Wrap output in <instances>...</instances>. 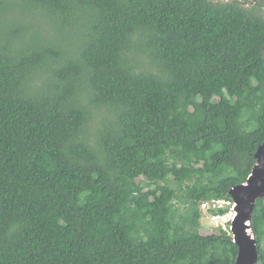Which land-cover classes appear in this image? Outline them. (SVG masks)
I'll return each instance as SVG.
<instances>
[{"label": "trees", "instance_id": "16d2710c", "mask_svg": "<svg viewBox=\"0 0 264 264\" xmlns=\"http://www.w3.org/2000/svg\"><path fill=\"white\" fill-rule=\"evenodd\" d=\"M225 1L0 0V264L236 263L200 205L264 143V0Z\"/></svg>", "mask_w": 264, "mask_h": 264}, {"label": "water", "instance_id": "95a60500", "mask_svg": "<svg viewBox=\"0 0 264 264\" xmlns=\"http://www.w3.org/2000/svg\"><path fill=\"white\" fill-rule=\"evenodd\" d=\"M255 158L256 163L247 181L229 192L235 201V217L231 225L233 241L238 247L235 264H257L259 259L251 221L257 201L264 198V143L259 146Z\"/></svg>", "mask_w": 264, "mask_h": 264}, {"label": "built area", "instance_id": "2783aa9c", "mask_svg": "<svg viewBox=\"0 0 264 264\" xmlns=\"http://www.w3.org/2000/svg\"><path fill=\"white\" fill-rule=\"evenodd\" d=\"M228 206H231V210H232L234 204H232L230 201L213 200V201L203 202L201 204V209L207 215H210V218L214 220L213 223L217 227L222 226V228L226 230L228 222L231 220V218H233V216H230L232 211H230L229 213L223 216L215 215L213 214V212L226 209V207Z\"/></svg>", "mask_w": 264, "mask_h": 264}, {"label": "rangeland", "instance_id": "374dc122", "mask_svg": "<svg viewBox=\"0 0 264 264\" xmlns=\"http://www.w3.org/2000/svg\"><path fill=\"white\" fill-rule=\"evenodd\" d=\"M214 1L217 2L218 0H214ZM227 1H229V0H227ZM227 1H225V2H227ZM230 1H234V0H230ZM238 1L245 2V7H250V2L252 0H238ZM226 208H228L230 210L231 209V206H228ZM201 212H202V216H203L202 219H201V224H202V231H201V233L203 235L216 234L217 233V230L212 228L213 227V224H214L213 223L214 220H212L210 218V215H207L204 211L201 210ZM230 216H231V214H230Z\"/></svg>", "mask_w": 264, "mask_h": 264}, {"label": "clouds", "instance_id": "9594fccd", "mask_svg": "<svg viewBox=\"0 0 264 264\" xmlns=\"http://www.w3.org/2000/svg\"><path fill=\"white\" fill-rule=\"evenodd\" d=\"M219 200H221V201H230L232 204H234V206H233L232 210L231 209L229 210L228 208H226V209H222V210L213 212V214L223 216V215L229 213L230 211H232L233 214L231 213V216H233V218H231V220L228 222L227 227H226V230L223 229L222 226H218L217 227L215 224H213V227L212 228L213 229H216V230H220V229L223 230L226 234H228L229 236H231L232 240H234L233 233H232V230H231V225H232V221L234 220V217H235V212H234L235 201L232 198L229 199V200H227V199H219ZM211 201H213V200H211ZM200 210H202L201 209V205H200Z\"/></svg>", "mask_w": 264, "mask_h": 264}]
</instances>
